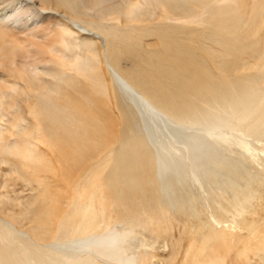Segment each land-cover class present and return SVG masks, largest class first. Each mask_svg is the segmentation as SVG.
Masks as SVG:
<instances>
[{
  "label": "bare ground",
  "instance_id": "bare-ground-1",
  "mask_svg": "<svg viewBox=\"0 0 264 264\" xmlns=\"http://www.w3.org/2000/svg\"><path fill=\"white\" fill-rule=\"evenodd\" d=\"M2 164V190L32 193L0 194V264L147 262L126 241L176 204L170 174L217 185L229 218L205 238L226 256L208 264H234L264 234L245 216L264 170V0H0Z\"/></svg>",
  "mask_w": 264,
  "mask_h": 264
},
{
  "label": "rangeland",
  "instance_id": "rangeland-1",
  "mask_svg": "<svg viewBox=\"0 0 264 264\" xmlns=\"http://www.w3.org/2000/svg\"><path fill=\"white\" fill-rule=\"evenodd\" d=\"M237 2L247 7L251 5V0H237ZM48 21L49 20L42 21L41 24L44 23L43 25H45V22H46V24L48 25L50 23V22L48 23ZM261 36H263V33L261 34ZM52 38L53 40H55L54 37ZM91 38L92 40H96L92 36ZM35 40L37 41L38 39H35ZM35 40H33L32 42L35 43ZM50 41L52 42V40L49 39V42ZM42 42L43 40L38 42L39 45L36 43L34 45H37V47H42L41 45L44 44V42L43 43ZM21 54L22 53H16V55H21ZM30 54L32 53H29V55ZM16 58H17L16 60L19 59L18 57ZM21 58L22 56H20V59ZM31 58L32 57H30V59ZM109 80L111 81V78H109ZM236 154H238V156L234 155V157H232V160L235 159L239 162V163H236L237 161L234 160L236 165L243 166L242 165L243 158L241 156V152L240 151L236 152ZM251 154H249L248 156H250ZM253 155L254 154H252V156ZM252 156L250 157L253 160L255 158V155L253 157ZM254 160L253 162L255 163ZM15 162L20 163L18 161H15ZM3 165L4 164L0 165V171L7 170V167ZM251 166L252 168L253 166L255 167L253 163ZM256 170L257 169L255 167V171ZM6 173L7 172H4V174ZM44 174L46 175L48 173H46L45 171L43 175ZM52 176H53V172L49 175L50 186L53 188L51 192H53L56 195L57 200H59L62 197H64L66 194L64 192L57 190L52 185L51 183ZM260 176H263V178L262 177L260 178V185L253 187L255 192H258L259 194L257 193L258 195H256L255 200L252 202V207L248 210L251 213L253 212L252 217L247 215L248 212L245 214L246 217H248L249 219L253 218L254 220H259L260 217L261 218L264 217V170H262V172L260 173ZM229 178L231 177L227 173L226 174L224 173L223 176H221L218 173L217 180L219 181L218 182L219 184H222L224 185L225 188H228L229 180H231ZM6 181H7L8 186L4 190H2L0 187V194L1 193L6 194L10 198H13V199L19 198L22 200L31 195L32 193L31 189L26 187L24 184H22L20 179H18L17 177L9 176L6 178ZM166 181H170L171 185L174 186V188H176L175 189L176 193L179 192V196H177L178 194L175 193V195L178 198V199L175 198L176 204L169 208L170 211L169 209H167L168 210L167 215L165 214V217L161 219H155L156 218L155 217L153 218L154 220H151L150 222H148V224H146L144 219H147V218H141L143 219L141 221L142 222L144 221V223L142 224L143 228L141 227L136 228L134 234L126 241L127 250L129 252H135L137 254L139 253L140 255L141 253L149 254L148 261L142 264H146V263L147 264H192V263L195 264V261L197 260V258H199L203 263L207 261L205 264H208V262L214 259L215 256L217 255L221 259L223 257V260H224L226 256L225 255L226 250L224 246L225 240L219 239L218 241H215L213 242V244H211V242L210 243L206 242V238H205L206 237L205 235L212 236L213 234H215V231L221 229L222 225L219 223H215L216 221L219 222L220 220L223 221L224 219L229 218V215L224 213L223 207L225 203L223 204L221 199L218 198L219 197L218 193L220 195V191L218 190L217 185L214 183H209V184L207 183L204 188H202L201 186L197 187V186H194L193 180H191L190 178H186L185 181H182L183 183L180 182V185H178L174 182L175 176H173L172 174L166 177ZM236 181L244 183L242 182V180L240 181L237 179ZM175 185H178V186H175ZM50 186L49 184H47L46 186L48 193L50 192L49 191ZM179 199H180V203L178 201ZM201 200L204 202L202 203ZM232 205L233 204H231V206ZM220 206H223V207H220ZM15 210L18 211L17 208H15ZM160 217H162V215H160ZM155 221H158V222L156 223ZM132 227L133 225L125 224L120 228V230L127 229L128 231H130ZM262 228L264 229V227H261V229ZM263 241H264V234L260 235L258 239H255V237L252 236L250 245L248 247L253 246L255 247V249L251 251H246L245 255L243 254L242 257L241 256L237 257L238 255L235 256L237 251L234 250L235 254L232 257H230V260H232L234 264H264V242ZM248 247H246V249L249 250ZM201 251L203 252L201 253ZM223 260L219 262L218 264H222V263L224 264L225 261H226L225 264L229 262V258L226 259L225 261Z\"/></svg>",
  "mask_w": 264,
  "mask_h": 264
}]
</instances>
